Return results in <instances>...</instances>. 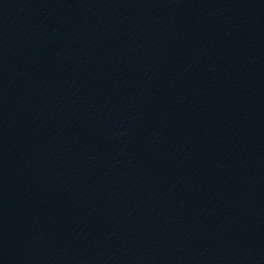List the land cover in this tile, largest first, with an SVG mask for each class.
I'll return each instance as SVG.
<instances>
[{"label": "water", "instance_id": "water-1", "mask_svg": "<svg viewBox=\"0 0 264 264\" xmlns=\"http://www.w3.org/2000/svg\"><path fill=\"white\" fill-rule=\"evenodd\" d=\"M0 264H264V0H0Z\"/></svg>", "mask_w": 264, "mask_h": 264}]
</instances>
